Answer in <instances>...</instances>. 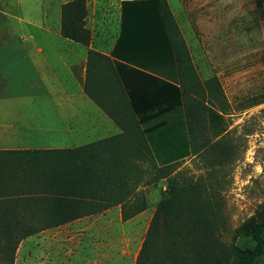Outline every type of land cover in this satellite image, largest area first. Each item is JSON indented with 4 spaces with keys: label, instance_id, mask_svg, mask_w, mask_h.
<instances>
[{
    "label": "trees",
    "instance_id": "trees-1",
    "mask_svg": "<svg viewBox=\"0 0 264 264\" xmlns=\"http://www.w3.org/2000/svg\"><path fill=\"white\" fill-rule=\"evenodd\" d=\"M253 2L264 19V0ZM61 15V36L88 47L86 1L65 3ZM102 76L111 81L96 88ZM84 90L122 132L70 150L0 152V264H13L21 241L43 230L116 206L130 220L147 208L137 190L160 181L165 190L135 264H260L264 210L223 237L212 168L232 149L223 145L228 122L211 99L220 83L199 79L167 0L120 2L111 52L88 49ZM199 155L209 174L195 180L180 167ZM238 238L254 245L241 247Z\"/></svg>",
    "mask_w": 264,
    "mask_h": 264
},
{
    "label": "rangeland",
    "instance_id": "rangeland-1",
    "mask_svg": "<svg viewBox=\"0 0 264 264\" xmlns=\"http://www.w3.org/2000/svg\"><path fill=\"white\" fill-rule=\"evenodd\" d=\"M85 1L86 27L93 44L105 49L115 38L122 0ZM167 1L199 79L216 78L220 83L221 93L212 94L211 99L228 122L223 145L231 147L232 153L226 163L212 170L229 233L223 232V237L229 240L232 230L264 210V103L245 108L264 98V19L253 0ZM59 3L49 13L52 18ZM58 16L61 26V11ZM0 44V67H24L22 41L17 42L4 23H0ZM9 50L14 55H9ZM208 168L201 155L184 160L180 167L195 180L208 176ZM164 190V181L140 187L137 191L144 195L147 208L130 220L122 221L116 206L32 235L21 241L13 264H135ZM236 244L254 245L248 238H238Z\"/></svg>",
    "mask_w": 264,
    "mask_h": 264
},
{
    "label": "crops",
    "instance_id": "crops-1",
    "mask_svg": "<svg viewBox=\"0 0 264 264\" xmlns=\"http://www.w3.org/2000/svg\"><path fill=\"white\" fill-rule=\"evenodd\" d=\"M69 1L23 5L22 0H0V23L17 42L21 39L24 65L0 67V152L70 150L122 132L84 90L88 49L105 55L111 52L119 32L120 7L115 38L101 49L94 46L93 38L86 47L61 36L58 13ZM57 3V15L52 18L49 13ZM8 53L14 55L11 50ZM109 81L97 77L95 87Z\"/></svg>",
    "mask_w": 264,
    "mask_h": 264
}]
</instances>
